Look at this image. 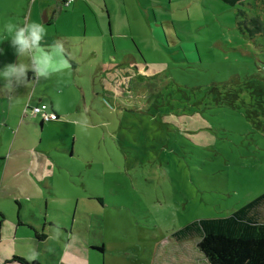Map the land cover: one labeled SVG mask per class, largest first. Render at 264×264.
Returning <instances> with one entry per match:
<instances>
[{"label": "rangeland", "instance_id": "obj_1", "mask_svg": "<svg viewBox=\"0 0 264 264\" xmlns=\"http://www.w3.org/2000/svg\"><path fill=\"white\" fill-rule=\"evenodd\" d=\"M34 1L0 0V125L14 121L19 108L23 116L31 97L55 102L65 123L41 127L20 117L19 130L0 128V153L12 149V155L21 142L48 148L61 159L54 180L60 186L72 179L67 165L81 168L90 182L106 172L107 180H99L110 202L106 214L87 209L81 220L92 219L84 232L90 248L107 241L99 264H148L143 247L150 252L177 229L228 216L264 193V0H129L141 30L129 37L130 55L142 61L137 43L147 61L143 72L138 63L130 66L132 80L119 54L114 70L108 60L102 65L113 42L104 37L102 50L95 20H87L93 24L87 33L82 13L61 17L56 26ZM102 5L94 3L106 19ZM146 16L153 29L165 31L160 41ZM56 34L68 41L63 47L72 64H56ZM51 56L54 68L46 76L38 61ZM62 193L48 214L56 227L76 220L72 210H60Z\"/></svg>", "mask_w": 264, "mask_h": 264}, {"label": "crops", "instance_id": "obj_2", "mask_svg": "<svg viewBox=\"0 0 264 264\" xmlns=\"http://www.w3.org/2000/svg\"><path fill=\"white\" fill-rule=\"evenodd\" d=\"M96 2L103 4L101 9L106 13V19L105 15L101 14L94 6ZM121 2L122 4L119 7H115L113 0H75L71 3L73 5L72 10L65 11L64 6L67 5L63 3V0H37V2L35 0L33 7L44 8L45 20L55 23L56 26L61 17L69 19L71 15L75 14H78V17H80L82 13V28L85 33L93 25L87 22V20H95L97 35L101 37L99 42L102 50L105 44L103 42L105 40L104 37L109 36L107 38L112 39L111 42H113L110 45L113 54H109L108 58H103L102 65H106L105 63L108 60L111 63L109 65H112L114 70L116 66H119L116 64L118 57L116 54H119V61L120 58L123 59V62L119 64H123L126 67L127 75L131 77L132 69L130 66H137L136 63L138 62L130 55L132 46L129 37L133 39L132 34H134V31L138 32L141 30L138 24H135L134 18L131 16L132 13L127 9V7L129 8V0H121ZM106 4L110 5V9H107ZM87 8L91 10L92 16H88L87 12L84 11ZM54 9L57 12L56 14H54ZM117 11L120 14L119 17H117ZM116 18L119 19L118 22L115 21ZM154 21L156 22L155 17ZM106 22L107 29L109 30H107L108 35L105 32ZM146 22L147 28L150 29L148 30L151 33L153 32L154 35L156 34L155 38L160 41L161 34H164L165 31H157L155 27L153 29L148 16H146ZM28 23L26 24L25 31L28 30ZM61 23L66 22L62 20ZM114 37L118 39L119 43L115 44ZM53 38L57 43H61L56 45V64H61L63 67L68 62L72 64L73 59L69 56V49L63 47L68 41L64 37L62 39L57 34ZM59 38H61L62 42ZM32 39L37 46H40L42 41H39L38 36L34 34ZM136 45L138 49L135 52H138L142 61L138 63L139 67L135 68L143 72L147 69V61L144 59L142 48L137 43ZM64 49H67V53L63 51ZM112 61L115 62L114 65ZM54 63L52 56L48 58L40 57L38 61L40 72L46 76H51ZM150 70L155 73L158 71V69L153 70L151 68ZM111 72L107 71L106 73H110L109 75H111ZM112 84H115V81ZM110 89L107 90L112 91ZM39 103L46 104L48 110L56 113L59 118L57 121L48 123L39 122L41 127L47 124L65 123L60 117V110L55 102L49 104L43 102V98L34 101L31 97L28 105H38ZM18 112L17 118L14 121L3 120L0 128H6L7 131H10L16 126V129L19 130L21 125H23L20 117H25L26 115L22 116L20 108ZM31 119L29 122L34 125H36L34 123L36 122L34 121L35 119L40 121L39 117ZM24 125L29 126V123H25ZM50 148L54 150L56 147L52 146ZM11 150L6 154L0 153V264H26L22 260L27 263L36 262L38 264H46L48 260H51L53 264H99V252H102L103 256L106 254L107 247L104 244L107 241L101 240V245L96 243L93 247L92 244H89L92 247L90 248L85 239L84 232L85 227L92 226V219L87 224L81 220L84 218L83 213L90 215L91 212H87V209H91L94 212H99L100 210L106 214L110 202L107 201L105 193H100L99 190V180L101 178L104 182L107 180L106 172L94 174L92 176L93 180L91 179L92 182H90L86 175L80 173L81 168L75 170V166L67 165L72 171L70 173L72 179L64 186H60V181L55 182L54 180L60 176L56 170L60 171L62 168L61 159L52 156L48 148H41L39 145L26 146L25 142H21L16 146L15 152L12 155ZM63 188L65 189V193H62L63 197L60 198V210L63 208L64 210L75 212L76 220L78 217L81 218L78 225H74L76 221L74 218L71 224L62 226L58 224V227H56L54 223H57L48 217L49 210L58 205H54L55 202L53 200L58 199L59 190ZM100 220V225L105 229V223L107 222L102 219ZM95 223H98V220ZM68 226L69 230L67 229ZM178 230L180 228L176 231ZM169 237L155 241L150 252L145 247L140 250L141 252L145 250L143 252L145 260H148L149 256L150 260L148 264H209L203 253L197 248L198 236L178 239L174 237L172 232ZM109 242L114 243V241ZM109 255L113 257L111 251ZM115 264L117 263L115 262Z\"/></svg>", "mask_w": 264, "mask_h": 264}, {"label": "trees", "instance_id": "obj_3", "mask_svg": "<svg viewBox=\"0 0 264 264\" xmlns=\"http://www.w3.org/2000/svg\"><path fill=\"white\" fill-rule=\"evenodd\" d=\"M221 1L233 5L244 0ZM25 115L29 114L23 111ZM173 235L178 239L198 236L197 248L209 264H264V193L228 216L195 220Z\"/></svg>", "mask_w": 264, "mask_h": 264}, {"label": "built area", "instance_id": "obj_4", "mask_svg": "<svg viewBox=\"0 0 264 264\" xmlns=\"http://www.w3.org/2000/svg\"><path fill=\"white\" fill-rule=\"evenodd\" d=\"M75 0H63L65 5L71 4ZM24 113H28L31 117L38 116L43 122H51L58 120V115L48 110V106L43 103L38 105L27 106Z\"/></svg>", "mask_w": 264, "mask_h": 264}]
</instances>
